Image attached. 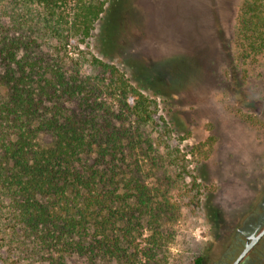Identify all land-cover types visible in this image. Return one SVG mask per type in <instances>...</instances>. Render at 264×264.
Instances as JSON below:
<instances>
[{"label":"trees","instance_id":"1","mask_svg":"<svg viewBox=\"0 0 264 264\" xmlns=\"http://www.w3.org/2000/svg\"><path fill=\"white\" fill-rule=\"evenodd\" d=\"M31 2L15 35L0 27V264L142 261L138 240L169 208L155 205V166L187 176L179 157L155 156L168 123L116 65L68 54L106 0ZM239 31L246 56L264 51V0L243 1Z\"/></svg>","mask_w":264,"mask_h":264},{"label":"rangeland","instance_id":"2","mask_svg":"<svg viewBox=\"0 0 264 264\" xmlns=\"http://www.w3.org/2000/svg\"><path fill=\"white\" fill-rule=\"evenodd\" d=\"M106 1L89 47L72 42L68 54L116 65L155 99L170 130L169 149L155 146V156H177L187 171L181 178L172 165L155 166V205L169 208L127 256L146 255L134 264H194L199 256L231 264L244 245L239 229L264 195V51L245 55L244 0ZM32 12L31 0H0V27L15 35ZM253 259L264 264V244Z\"/></svg>","mask_w":264,"mask_h":264},{"label":"flooded vegetation","instance_id":"3","mask_svg":"<svg viewBox=\"0 0 264 264\" xmlns=\"http://www.w3.org/2000/svg\"><path fill=\"white\" fill-rule=\"evenodd\" d=\"M264 229V195L261 199L260 202L257 203L256 208L254 209L253 212H251L249 215L246 216L243 222V228L239 229L240 232L244 233L245 238L244 239H238V244L241 246L243 245L242 248H240L239 254L241 251L245 248L246 244L248 242H251L253 240V237L257 236L262 230ZM264 244V236L255 244V246L252 248V250L249 252V254L243 259V261L240 264L245 263L248 261V256L250 253L254 252L257 250L258 246ZM237 252V251H236ZM233 253L232 257V263L236 260V258L239 256V254L236 256L235 253ZM255 259L249 260L248 262L251 264L253 263ZM227 263H222V264H228Z\"/></svg>","mask_w":264,"mask_h":264},{"label":"water","instance_id":"4","mask_svg":"<svg viewBox=\"0 0 264 264\" xmlns=\"http://www.w3.org/2000/svg\"><path fill=\"white\" fill-rule=\"evenodd\" d=\"M264 236V229L255 237H253V240L251 242H248L245 246V248L241 251L239 256L236 258L233 264H240L243 259L249 254V252L252 250V248L255 246V244Z\"/></svg>","mask_w":264,"mask_h":264}]
</instances>
